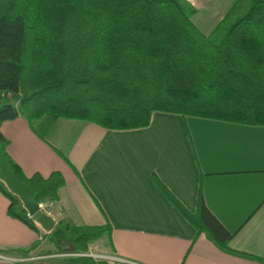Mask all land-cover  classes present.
I'll use <instances>...</instances> for the list:
<instances>
[{
    "label": "trees",
    "instance_id": "trees-1",
    "mask_svg": "<svg viewBox=\"0 0 264 264\" xmlns=\"http://www.w3.org/2000/svg\"><path fill=\"white\" fill-rule=\"evenodd\" d=\"M194 13L188 0H0V125L22 116L45 141L61 120L129 130L147 127L156 111L264 126V0H237L209 35L193 23ZM6 143L0 132L17 179L38 202L57 201L63 175H24ZM152 177L197 234L230 251L235 231L201 194L192 213ZM0 191L7 213L39 231L2 183ZM67 232L71 252L86 253L110 226L60 221L48 235L60 240ZM68 262L106 264L83 255Z\"/></svg>",
    "mask_w": 264,
    "mask_h": 264
},
{
    "label": "crops",
    "instance_id": "crops-1",
    "mask_svg": "<svg viewBox=\"0 0 264 264\" xmlns=\"http://www.w3.org/2000/svg\"><path fill=\"white\" fill-rule=\"evenodd\" d=\"M188 1L195 8L191 20L209 35L237 0ZM0 132L7 140L5 151L24 175H63L59 199L50 210L54 227L60 221L70 226L109 223V235L88 246L90 252L99 245L106 264H264L257 259H264L263 125L156 111L139 129L61 120L45 141L19 116L3 121ZM153 174L192 213L201 194L220 222L235 231L230 251L207 233L197 234ZM8 204L0 191V252L42 256L34 264H57L49 259L72 251L70 241L54 240L36 222L39 231L11 217ZM45 237L55 246L44 243ZM52 247L55 252L45 250Z\"/></svg>",
    "mask_w": 264,
    "mask_h": 264
},
{
    "label": "water",
    "instance_id": "water-1",
    "mask_svg": "<svg viewBox=\"0 0 264 264\" xmlns=\"http://www.w3.org/2000/svg\"><path fill=\"white\" fill-rule=\"evenodd\" d=\"M0 183L6 189L15 195L21 202L22 207L26 210L27 214L31 216L34 221L41 226V228L49 232L54 227V220L51 215L42 213L38 210V201L36 194L30 187L20 182L14 170L11 168L7 158L0 148Z\"/></svg>",
    "mask_w": 264,
    "mask_h": 264
},
{
    "label": "rangeland",
    "instance_id": "rangeland-1",
    "mask_svg": "<svg viewBox=\"0 0 264 264\" xmlns=\"http://www.w3.org/2000/svg\"><path fill=\"white\" fill-rule=\"evenodd\" d=\"M245 9V5L243 4L241 7H240V9L237 11L238 13L241 11V10H244ZM235 17V15L232 17V19ZM0 105H1V100H0ZM50 212V211H49ZM49 215H50V213H49ZM29 216V215H28ZM30 217V216H29ZM32 218V217H31ZM70 226V225H69ZM69 233L67 232L66 233V235H65V237L63 238L64 240H67V241H70L69 240ZM53 240V239H52ZM52 240H49V237H45L44 239H43V242L44 243H46L48 246L51 244L52 246H55L54 244H55V242L54 241H52ZM99 238H97V239H94L93 241H91V243L92 242H99ZM44 243L42 244V245H44ZM99 246V245H98ZM98 246H97V249H96V251H94L95 249L93 248V247H91V248H93V249H91L90 250V252L89 251H87L86 253H87V255L89 256V257H92L93 259H96V260H98V261H104L105 259H98V258H96V257H93L91 254H93V255H95V256H102L103 254H101L100 252H98L99 251V249H98ZM69 248L70 249H72L73 250V245L72 246H70L69 245ZM68 248V249H69ZM45 250H48V251H52V252H55V249L52 247V249H50V248H48V249H46L45 248ZM53 255V254H52ZM91 255V256H90ZM76 256H82V253H73V252H69V253H66V254H64L62 257L63 258H57V257H54V258H50L49 259V261L50 262H53V263H57V264H70L66 259H68V258H74V257H76ZM65 258V259H64Z\"/></svg>",
    "mask_w": 264,
    "mask_h": 264
},
{
    "label": "built area",
    "instance_id": "built-area-1",
    "mask_svg": "<svg viewBox=\"0 0 264 264\" xmlns=\"http://www.w3.org/2000/svg\"><path fill=\"white\" fill-rule=\"evenodd\" d=\"M53 205H54L53 201L47 202V203L38 202V210L42 213L49 214L50 213L49 211L51 210ZM91 255L93 257L98 258V259H106L107 258L104 255H102V256H95L93 254H91ZM39 258H42V256H37V257L29 256V255L12 256V255L0 252V261L5 262L7 264H34L33 261L36 259H39Z\"/></svg>",
    "mask_w": 264,
    "mask_h": 264
},
{
    "label": "bare ground",
    "instance_id": "bare-ground-1",
    "mask_svg": "<svg viewBox=\"0 0 264 264\" xmlns=\"http://www.w3.org/2000/svg\"><path fill=\"white\" fill-rule=\"evenodd\" d=\"M82 254H83V256H88L87 253H82Z\"/></svg>",
    "mask_w": 264,
    "mask_h": 264
}]
</instances>
